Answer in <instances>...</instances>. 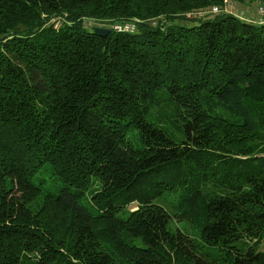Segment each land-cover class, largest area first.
<instances>
[{
    "label": "trees",
    "instance_id": "16d2710c",
    "mask_svg": "<svg viewBox=\"0 0 264 264\" xmlns=\"http://www.w3.org/2000/svg\"><path fill=\"white\" fill-rule=\"evenodd\" d=\"M224 2L0 0V264H264V22Z\"/></svg>",
    "mask_w": 264,
    "mask_h": 264
},
{
    "label": "rangeland",
    "instance_id": "374dc122",
    "mask_svg": "<svg viewBox=\"0 0 264 264\" xmlns=\"http://www.w3.org/2000/svg\"><path fill=\"white\" fill-rule=\"evenodd\" d=\"M261 3L262 2L251 1V0H225L224 4L221 6L219 5V7L221 8L222 12L236 13L238 15H241L242 17H246L247 19H248V17L249 18L253 17V20H255V23H260L261 19L256 18V17H258L256 14L258 13L259 7H261L260 6ZM210 15H211V17L214 16V14H210ZM258 15H259V13H258ZM259 16H261V15H259ZM61 19H62V17H57V18H53L51 21L53 22L54 20H61ZM62 22H63V20L59 21L56 24H62ZM132 22H134V21H132ZM87 24H89V23H87ZM120 25L121 26H125V25L132 26V25H136V24L129 23V24H120ZM104 26H106V25H104ZM62 185H63V182L60 179L55 180L53 182V184H51V186H52L51 189H54V191H58ZM93 190H95V189H93V187H90L86 191V195H85L86 201L91 200L90 198H91V195L93 193ZM164 198H165L164 201H161V202L166 207H168V209L173 210V209H171L173 207V204H174L173 201L177 202L178 196L175 193H171V194H167ZM136 207H137L136 202H132V203L127 205L128 210L135 209ZM174 221H175V224L178 228H180L181 230H184L185 232H188L189 234L194 235L196 233V231L198 230L197 229L198 225L190 219L183 218V217L181 219L180 218L178 219L177 217H174Z\"/></svg>",
    "mask_w": 264,
    "mask_h": 264
},
{
    "label": "built area",
    "instance_id": "2783aa9c",
    "mask_svg": "<svg viewBox=\"0 0 264 264\" xmlns=\"http://www.w3.org/2000/svg\"><path fill=\"white\" fill-rule=\"evenodd\" d=\"M260 6L261 7H259V10H258V13H259V15H261V16H259L258 15V13L256 14L258 17H256V18H260L261 20H260V23H262V22H264V3H261L260 4ZM216 9V10H215ZM213 10H215V11H219V10H221V8L220 7H218V6H215L214 8H213ZM248 19L249 20H251V21H253V22H255V20H253V17L252 18H249L248 17Z\"/></svg>",
    "mask_w": 264,
    "mask_h": 264
},
{
    "label": "water",
    "instance_id": "95a60500",
    "mask_svg": "<svg viewBox=\"0 0 264 264\" xmlns=\"http://www.w3.org/2000/svg\"><path fill=\"white\" fill-rule=\"evenodd\" d=\"M98 33H100V34H102V35H106L109 31H110V29L109 28H105V27H95L94 28Z\"/></svg>",
    "mask_w": 264,
    "mask_h": 264
}]
</instances>
